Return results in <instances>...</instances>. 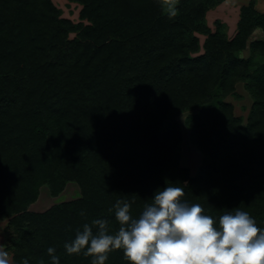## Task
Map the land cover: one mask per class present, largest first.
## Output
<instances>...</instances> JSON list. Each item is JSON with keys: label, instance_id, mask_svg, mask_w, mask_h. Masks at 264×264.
I'll return each instance as SVG.
<instances>
[{"label": "trees", "instance_id": "1", "mask_svg": "<svg viewBox=\"0 0 264 264\" xmlns=\"http://www.w3.org/2000/svg\"><path fill=\"white\" fill-rule=\"evenodd\" d=\"M68 1L81 7L77 22L52 0H0V222L12 264H50V246L60 264H91L64 243L97 218L114 234L118 199L136 217L166 184L204 214L239 208L264 228V12L255 1L239 7L232 36L219 19L213 30L207 23L223 0H180L173 19L157 0ZM239 82L252 99L244 124L225 100ZM182 112L201 155L194 176L179 130L159 135ZM68 183L78 197L29 210L41 187L57 197ZM105 264L129 261L114 250Z\"/></svg>", "mask_w": 264, "mask_h": 264}, {"label": "clouds", "instance_id": "2", "mask_svg": "<svg viewBox=\"0 0 264 264\" xmlns=\"http://www.w3.org/2000/svg\"><path fill=\"white\" fill-rule=\"evenodd\" d=\"M179 2L157 0L169 19L178 15ZM183 196L182 187L166 184L136 217L130 202L118 199L113 205L118 231L110 234L108 222L97 218L77 229L64 249L68 255L91 257V264H105L114 250H122L129 264H264V228L248 211L237 208L214 218ZM46 252L50 264H60L54 247ZM0 264H9L3 249ZM22 264H30L29 259L23 258Z\"/></svg>", "mask_w": 264, "mask_h": 264}, {"label": "rangeland", "instance_id": "3", "mask_svg": "<svg viewBox=\"0 0 264 264\" xmlns=\"http://www.w3.org/2000/svg\"><path fill=\"white\" fill-rule=\"evenodd\" d=\"M247 0H223L220 4L211 8L206 13V19L209 27L214 29V21L219 19L226 25L229 36H232L235 30V25L238 19L239 7L246 3ZM255 1V8L259 11H264V0ZM55 6L60 10V16L66 19H70L73 22L78 21V14L80 11V5L69 2L68 0H52ZM262 32L255 31L254 37L259 38ZM75 33H71L70 37H73ZM248 51L242 50L239 52L240 56L247 57ZM225 100L233 105V113L235 116L242 120L244 124L250 113L252 106V99L248 91L244 87L242 82L235 85L234 94H229ZM187 112L179 113L169 118L163 126L160 128L159 135L163 136L164 133L170 128L176 127L181 138L179 140L177 150L181 154L182 164L187 167L191 175H195L199 167L201 155L196 150L192 143L191 134L189 128L186 126ZM79 196V189L74 183H68L64 191L57 197H52L45 187H41L40 194L37 201L29 207V210L43 211L49 208L51 205L59 203L61 201L70 200ZM5 222H0V249H4L5 238ZM9 264H12L11 256L8 255Z\"/></svg>", "mask_w": 264, "mask_h": 264}, {"label": "crops", "instance_id": "4", "mask_svg": "<svg viewBox=\"0 0 264 264\" xmlns=\"http://www.w3.org/2000/svg\"><path fill=\"white\" fill-rule=\"evenodd\" d=\"M248 1H249V0H247L246 3H247ZM246 3H244V4H246ZM242 5H243V4H242ZM260 12H264V11H260ZM255 31H259V32H260L259 29H256ZM255 31H254V33H255Z\"/></svg>", "mask_w": 264, "mask_h": 264}]
</instances>
